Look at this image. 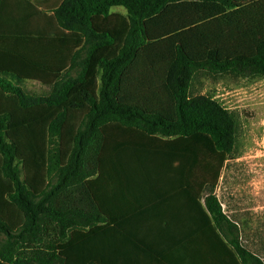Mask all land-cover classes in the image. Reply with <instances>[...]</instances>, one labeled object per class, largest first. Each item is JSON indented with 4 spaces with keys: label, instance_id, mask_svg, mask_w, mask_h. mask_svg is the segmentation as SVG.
<instances>
[{
    "label": "trees",
    "instance_id": "16d2710c",
    "mask_svg": "<svg viewBox=\"0 0 264 264\" xmlns=\"http://www.w3.org/2000/svg\"><path fill=\"white\" fill-rule=\"evenodd\" d=\"M23 1L50 30L0 34V264H195L226 255L264 264L239 245L214 195L238 118L210 96L188 95L199 68L264 78V0H50L52 15L38 9L47 1ZM114 7L126 21L113 16L111 33L98 31L96 19ZM35 43H53L52 62L32 60ZM27 82L49 90L30 93ZM157 171L197 201L194 241L164 238L158 223L131 231L141 214L135 187L159 200Z\"/></svg>",
    "mask_w": 264,
    "mask_h": 264
},
{
    "label": "crops",
    "instance_id": "0c3cea01",
    "mask_svg": "<svg viewBox=\"0 0 264 264\" xmlns=\"http://www.w3.org/2000/svg\"><path fill=\"white\" fill-rule=\"evenodd\" d=\"M43 1H47V6L46 8H38L39 11L46 15H52V5L50 4V2H48L50 0ZM117 8L119 7L112 8L108 17H99L96 19L98 31L103 30L111 33V26L114 25L112 19L117 20V18L113 17L114 15L118 14L116 11ZM119 20L120 22L122 21L121 19ZM49 26V23H47V21L42 16L34 13V11L26 4L25 1L0 0V34L7 33L12 37V39L15 40V38L13 37H16L21 33L22 35L27 34L28 31L47 33L50 30ZM10 47L16 50H22L24 48L26 49L25 45H18L16 43H13V45H10ZM31 50L32 52H30V54L32 56V60L35 62H52L54 59L53 43H35L31 46ZM112 51H114V47H109L104 52V56H111ZM45 88L48 89L47 87ZM153 174H163L160 175L163 178H160L159 180L154 179L155 181L159 182L153 187V190H157L160 194L159 200H156L155 196H153L152 199L146 198L144 196L146 192L143 191L141 187H135L137 190L132 196L133 206L137 205V207H140L139 212L141 214H135V217H133L134 219L131 220V223L133 224L131 226L133 228L131 231L136 232L138 229H140L141 231L145 230L144 225H148V231H150L153 227L150 224L158 223L159 225H161L158 226L160 229L159 234H162L164 238L165 236H167L172 240H181L182 238H186L188 239V241H194L195 235L197 233L195 225H197L198 218H202L203 221V215L199 210L198 203L194 199V196H192L191 192L186 189L184 185L171 184V179L166 178L168 175H165L169 174V172L167 173L157 171V173L154 172ZM221 180L222 175L220 181ZM140 181V179L135 180V182ZM252 186L253 188H255L254 184H252ZM219 190L220 184H218V186L216 187L214 195L220 202L223 214L232 224L236 226V238H238L239 245L243 249L248 251L251 255L258 258L262 263H264V228L261 227V224H264V217L260 218L254 215L255 213H252L250 217L236 215L237 212L235 211V209L230 206L228 202H224L221 200L220 196L218 195ZM209 192L210 191L205 190L201 194L199 204L203 208H205V199L209 195ZM147 200H149L148 203L151 207L148 212L143 214V211L145 209L144 203ZM151 200L153 202L157 201V203H153L151 202ZM254 203L252 204V208L248 209L251 210V212H255V209H264V206L261 207L260 202H257L256 205ZM255 222H259L260 226H255ZM164 225L170 226L164 228ZM180 245L181 243L178 244V252L176 253V255H180L184 250L182 249L183 245ZM188 250L189 253L193 255L195 252V246H188ZM191 251L194 252L191 253ZM201 260L203 262L202 264H234L229 255L222 256L220 258L206 256L202 259H198L197 257H195L191 262L197 264V262Z\"/></svg>",
    "mask_w": 264,
    "mask_h": 264
},
{
    "label": "rangeland",
    "instance_id": "374dc122",
    "mask_svg": "<svg viewBox=\"0 0 264 264\" xmlns=\"http://www.w3.org/2000/svg\"><path fill=\"white\" fill-rule=\"evenodd\" d=\"M116 11L118 14L114 16L126 21V10L119 7ZM112 21L115 24L116 19ZM23 87L36 94L48 91L34 82ZM188 95L210 96L237 116V143L222 171L218 195L235 209L236 215L250 217L255 213L264 217L263 208L248 210L254 202L264 206V78H242L230 72L199 68L194 71ZM254 224L260 226L259 222ZM261 227L264 228L263 223Z\"/></svg>",
    "mask_w": 264,
    "mask_h": 264
}]
</instances>
